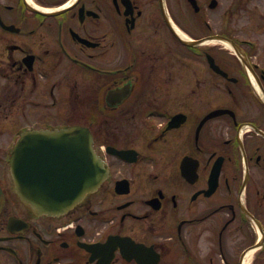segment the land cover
Listing matches in <instances>:
<instances>
[{
    "label": "flooded vegetation",
    "instance_id": "1",
    "mask_svg": "<svg viewBox=\"0 0 264 264\" xmlns=\"http://www.w3.org/2000/svg\"><path fill=\"white\" fill-rule=\"evenodd\" d=\"M0 0V264H264V0ZM90 131L86 202L27 209L25 130Z\"/></svg>",
    "mask_w": 264,
    "mask_h": 264
},
{
    "label": "water",
    "instance_id": "2",
    "mask_svg": "<svg viewBox=\"0 0 264 264\" xmlns=\"http://www.w3.org/2000/svg\"><path fill=\"white\" fill-rule=\"evenodd\" d=\"M199 9L197 0H190ZM216 0H213L215 3ZM21 202L37 213H56L82 203L107 174L84 128L26 131L14 148L10 167ZM4 193L0 186V211Z\"/></svg>",
    "mask_w": 264,
    "mask_h": 264
},
{
    "label": "rangeland",
    "instance_id": "3",
    "mask_svg": "<svg viewBox=\"0 0 264 264\" xmlns=\"http://www.w3.org/2000/svg\"><path fill=\"white\" fill-rule=\"evenodd\" d=\"M182 2L184 3V0H182ZM6 139L5 138H0V144L5 143Z\"/></svg>",
    "mask_w": 264,
    "mask_h": 264
}]
</instances>
